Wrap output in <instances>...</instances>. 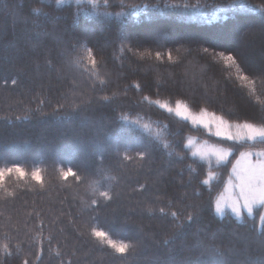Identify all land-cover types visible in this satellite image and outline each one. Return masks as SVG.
I'll use <instances>...</instances> for the list:
<instances>
[{"label":"trees","instance_id":"16d2710c","mask_svg":"<svg viewBox=\"0 0 264 264\" xmlns=\"http://www.w3.org/2000/svg\"><path fill=\"white\" fill-rule=\"evenodd\" d=\"M112 2L105 7L97 0L94 9L88 0L59 6L56 0H0V168L19 165L28 173L0 182V262L264 264L259 207L239 220L205 207L198 220L174 227L170 213L179 211L183 217L189 204L206 206L209 191L213 198L220 193L235 157L247 145L234 148L214 168L192 157L187 147L188 159L181 161L180 148H165L166 143L186 145L188 135L224 147L234 142L220 141L156 103L171 106L181 100L193 112L231 113L225 116L229 122L264 120V11L253 8L261 0H124V8L119 0ZM158 3L159 12L128 7ZM197 3L203 7L195 12L183 7ZM81 8L89 14L77 16ZM121 11L124 15L117 17ZM117 37L124 39L123 46ZM77 40L93 48L99 64L95 70L83 49L72 50ZM129 41L141 45L136 55L128 52ZM198 46L236 52L242 73L219 57L208 68L196 54ZM170 50L172 62L155 60L156 51ZM241 74L251 82L239 80ZM137 83L142 91L132 87ZM147 145L151 154L141 160L137 153ZM192 160L203 165L198 176L186 167ZM68 167L80 181L61 177ZM36 168L42 184L31 178ZM210 170L215 177L201 187L198 181ZM99 191H109L111 199L104 201ZM93 199L100 201L98 206ZM161 208L169 215L161 214ZM92 227L130 247L115 252L91 235ZM173 232L175 238L165 245V236Z\"/></svg>","mask_w":264,"mask_h":264},{"label":"snow or ice","instance_id":"6c2138e0","mask_svg":"<svg viewBox=\"0 0 264 264\" xmlns=\"http://www.w3.org/2000/svg\"><path fill=\"white\" fill-rule=\"evenodd\" d=\"M65 2H68V0H56L57 6L64 4ZM77 5H80L82 3V0H75ZM88 3L92 4L93 8H96L97 0H88ZM105 7H111L113 6L112 0H103ZM119 6L121 8H124V0H119ZM129 8L135 9L136 11H144L147 12L149 8L153 9L156 12L160 11V5L159 3L156 5H149L145 4L143 5V8H141L137 4H130L128 5ZM164 7L170 8V9H178L180 8V5L178 4H165ZM184 9L191 8L193 12L203 7V5L197 3V4H185ZM254 10L258 9L260 11H264V0H261V5L259 6H253ZM37 13L40 12L39 9H34ZM83 12V14L88 15L89 13L84 12V10L78 9L76 15H80ZM99 14V13H96ZM44 15H47L46 13ZM103 15H112L111 13H103ZM117 17L123 16L124 12H118L115 14ZM131 15H135V12L131 13ZM262 32H264V28L261 29ZM117 39L120 41L121 45H124V39L121 37H117ZM158 47H163V45L157 44ZM72 50L75 51L77 49H83L85 56L87 60L89 61L90 65L92 66V69L95 70L97 67H99L98 61L96 59V56L94 54V50L92 47H88L86 43L81 42L80 40H77L74 45L71 46ZM141 47V45L138 43L136 45H132L131 41L128 42V52L132 53L133 55H136L138 50ZM188 54L191 55L193 52L192 48H188ZM196 54L199 56V58L204 59L206 61L208 68H214L215 67V59L216 57H219L225 64L226 67H232L236 66L237 71L242 73V69L237 64V61L239 59V56L236 52L233 51H226V50H217L216 47H209V46H203L202 51L200 50V46H198L196 49ZM149 55H152V53H148ZM141 58H143L144 53H139ZM155 60L158 62H163L165 60V57L167 58V61L172 62L173 61V55L172 51H156L154 53ZM83 58V57H81ZM260 75L262 78H264V68L261 69ZM239 80L242 81H248L251 82L250 76L246 74H241L238 76ZM16 81L13 80V84H15ZM138 92L142 91V86L140 84H134L132 85ZM157 89H159L161 86L159 84L156 85ZM144 100H148V96L143 97ZM105 101L108 100L107 97L104 98ZM159 108L165 109L168 113H174L177 117H181L184 121L190 122L191 125L195 128L197 126L201 127L204 130H207L208 132H212L213 127L215 128L214 133H212L215 137L219 138L220 141H232L234 142L230 147H217L215 145L208 146V145H202L197 146L194 142V139L189 138L187 140V144L184 145L182 141H176L173 144L166 143L164 145L165 148L169 147H177L180 148V152L177 153V156L180 158V160L188 159V154L183 152L184 147H191L195 150L191 152L192 157H199L200 160H208L211 161L212 158H215V161L217 165H223L225 161H227L229 154L233 153V149L237 146L244 147L247 145L246 151L240 152V158L237 160V164L233 166L232 169V176L229 178V181L227 182L225 191H228L231 193L230 196L224 197L223 195L219 197L213 198L211 196V191H209V200L207 202V205L203 204H189L187 205V213L185 216L181 217V213L179 211H173L170 213L171 220L173 222V225L175 228L180 229L187 226V223L192 222L194 220H198L200 217L201 212L204 210L205 207H207L209 210H212L214 207V211L217 214H222L224 211L225 206L231 209V212L235 215L237 220L241 218V210L244 209L247 211L249 216L253 215V208L254 206H259V209H264V120L257 123H251L247 122L245 120L242 123H236L235 125H232L229 123V119H226L225 116H228L231 118V113H226L225 115H216L215 113H209L205 108H201L198 114H193L186 103L182 102L181 100L175 101V107L170 106L168 103H160L159 101H156ZM205 103H211V100H206ZM60 109H63L65 105L61 104ZM74 110H78L75 105L72 106ZM123 111V110H121ZM120 119H123L125 122H128L127 116H123ZM237 119H239L237 117ZM145 128L148 127V125H144ZM235 128V132L232 131V128ZM175 135H179V133H176ZM257 145H260L261 147L257 150ZM151 154V145L145 146L144 150L139 151L137 153V156L143 160L147 157H149ZM171 155V153H169ZM234 154V153H233ZM255 156L256 160L255 162L252 161V157ZM125 159H131L130 156L125 154ZM241 160L246 161V167L241 171L238 168V165L240 164ZM193 165H196V167H193ZM188 171L193 176L199 175V169L203 168L202 164H197L195 160H192L191 164L186 166ZM15 174L18 178L23 179L28 173H26L19 165H12L7 168H0V182L3 181V179L6 176H10ZM31 178L36 183L42 184V176L41 171L39 168L34 169L31 173ZM61 177L63 179H67L68 177H74L77 181H80L81 177L77 175L75 171L71 167H68L67 170H62L60 173ZM215 173L212 171L207 172V177L203 180L198 181V183L203 186L209 185L210 181L215 177ZM141 187H144L143 185ZM197 197L200 196V192L194 193ZM99 197L103 198L104 201H108L111 199L109 191H99L98 192ZM92 205L98 206L100 201L98 199H93L91 201ZM161 214L163 215H169L165 212L164 208L160 209ZM259 217L262 224H264V211H259ZM180 220L181 222L177 223V220ZM250 227L252 228L253 232L256 231V224L255 220L251 222ZM91 235L95 238H97L101 243L107 244L109 247L115 250V252L123 254L125 253L128 248L130 247L129 244L124 242H117L110 238L109 233L105 230H102L99 227H92L91 228ZM176 233L173 232L171 234H168L165 236L163 243L165 245L171 243L172 239L175 238ZM260 236L264 237V231H261L259 233ZM4 247L7 249L11 247L10 244L4 245ZM210 251H214L216 253H219V249L211 248ZM8 255H11V253H8ZM2 264V262H0ZM23 264H29L27 260L23 261ZM163 264H167V262H163Z\"/></svg>","mask_w":264,"mask_h":264},{"label":"rangeland","instance_id":"374dc122","mask_svg":"<svg viewBox=\"0 0 264 264\" xmlns=\"http://www.w3.org/2000/svg\"><path fill=\"white\" fill-rule=\"evenodd\" d=\"M172 107H175V104H173V105H171ZM191 111V110H190ZM193 114H198L199 112H193V111H191ZM181 118V117H180ZM230 124H232V125H235L236 123H238V122H229ZM240 123H242V122H240ZM207 131V130H206ZM214 131H215V128L213 127V129H212V132H211V134L212 133H214ZM232 131L233 132H235V128L233 127L232 128ZM208 132V131H207ZM210 133V132H209ZM213 135V134H212ZM189 138H192V139H194V142H195V144L197 145V146H202V145H208V146H212V145H215V146H217V147H224V146H221V145H217V144H213V143H211V142H208V141H205V140H199V139H197L196 137H194V136H192V135H188L187 136V138H186V144H187V140L189 139ZM189 150H190V152H192V151H194L195 149L194 148H191V147H187ZM225 148H227V147H225ZM247 150V149H246ZM246 150H243V151H246ZM258 150V149H257ZM231 154V153H230ZM229 154V155H230ZM197 158H199L198 156H197ZM240 158V152L237 154V156L235 157V159H234V161H233V163H232V165H231V168H230V171H229V175H228V177H227V179H226V181H225V183H224V185H223V187H222V190L220 191V193L216 196V197H219V196H221V195H223L224 197H228V196H230L231 195V193L230 192H228V191H225V188H226V185H227V182L229 181V178L232 176V169H233V166L234 165H236L237 164V160ZM200 159V158H199ZM255 160H256V157L255 156H253L252 157V161L253 162H255ZM210 168H214V167H216V166H219V165H217V163H216V161H215V158H212V160L211 161H208V160H203ZM226 162V161H225ZM224 162V163H225ZM246 164H247V162L246 161H243V160H241V162H240V164L238 165V168L242 171L245 167H246ZM210 171H212V172H214L215 173V171H213V170H210ZM216 174V173H215ZM259 206H254V208H253V212H254V210L256 209V208H258ZM213 210H214V207H213ZM262 211H264V209H262ZM214 213H215V211H214ZM217 216H219V217H222V216H224L225 214H230V215H232L233 217H235V215L231 212V209L230 208H228L227 206H225V208H224V211H223V213L222 214H217V213H215ZM244 215H248V213H247V211L246 210H244V209H242L241 210V218H242V216H244ZM249 216V215H248ZM236 218V217H235ZM240 218V219H241Z\"/></svg>","mask_w":264,"mask_h":264}]
</instances>
